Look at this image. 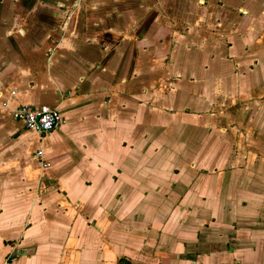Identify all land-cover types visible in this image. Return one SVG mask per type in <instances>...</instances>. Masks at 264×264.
<instances>
[{
	"label": "crops",
	"instance_id": "obj_1",
	"mask_svg": "<svg viewBox=\"0 0 264 264\" xmlns=\"http://www.w3.org/2000/svg\"><path fill=\"white\" fill-rule=\"evenodd\" d=\"M0 264H264V0H0Z\"/></svg>",
	"mask_w": 264,
	"mask_h": 264
},
{
	"label": "built area",
	"instance_id": "obj_2",
	"mask_svg": "<svg viewBox=\"0 0 264 264\" xmlns=\"http://www.w3.org/2000/svg\"><path fill=\"white\" fill-rule=\"evenodd\" d=\"M10 94L12 95L13 92H10ZM9 116L11 120L20 122L25 132L35 134L39 137L52 132L63 123L62 118L55 109L45 106L30 108L21 105L10 109ZM34 158L40 173L43 174L47 163L43 160L40 149L34 153Z\"/></svg>",
	"mask_w": 264,
	"mask_h": 264
}]
</instances>
